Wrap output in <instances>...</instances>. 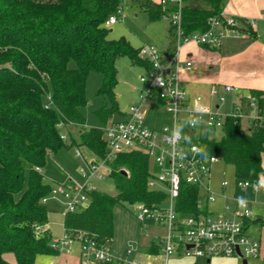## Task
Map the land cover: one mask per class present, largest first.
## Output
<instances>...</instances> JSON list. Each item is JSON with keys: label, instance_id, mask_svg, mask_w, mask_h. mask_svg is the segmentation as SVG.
<instances>
[{"label": "trees", "instance_id": "1", "mask_svg": "<svg viewBox=\"0 0 264 264\" xmlns=\"http://www.w3.org/2000/svg\"><path fill=\"white\" fill-rule=\"evenodd\" d=\"M204 1L207 6L187 4L183 9L184 33L207 30L209 19L220 14L226 0ZM121 2L0 0V264H11L6 252H13L19 264H33L39 254L60 253L51 246V232L43 227L50 210L42 199L53 186L45 182L42 168L63 146H84L96 158H104L103 127L114 114H122L115 96L117 59L127 55L133 63L150 67L139 57L141 47L134 49L124 38L108 37L107 20L117 16ZM142 4L155 18L162 16L160 2L142 0ZM92 72L102 76L97 94L110 105L95 111L102 127L87 128L81 107L88 101L86 82ZM250 92L264 95L260 90ZM222 130L220 140L206 137L210 154L231 164L237 177L258 178L263 172L264 129L253 122L244 130L242 120L230 116ZM64 134L66 139L61 137ZM109 167L116 194L92 191L85 208L65 213L67 231H86L112 243L117 203L164 202L165 192L148 187L151 163L143 152L119 153ZM198 200L199 189L182 183L178 211L200 212ZM39 226L44 229L41 236L36 235ZM145 250L152 253L157 248L151 244Z\"/></svg>", "mask_w": 264, "mask_h": 264}, {"label": "built area", "instance_id": "2", "mask_svg": "<svg viewBox=\"0 0 264 264\" xmlns=\"http://www.w3.org/2000/svg\"><path fill=\"white\" fill-rule=\"evenodd\" d=\"M188 2L189 0H160L162 15L171 19L174 51L164 53L155 46L140 48L139 57L150 65L146 69L148 75L141 76L142 82H146L148 78L150 82L140 95L142 102L131 105L122 119L109 120L103 127V137L107 144L105 157L85 159L80 168L82 180L69 177L66 183H56L50 194L65 198L69 212L83 209L90 202V193L97 190L93 180L104 177L102 169L105 167L109 174V163L117 154L141 151L148 156L151 163L148 187L166 193L164 204H141L136 215L141 223L152 219L166 231L157 241L152 242L157 251L150 255L159 264H168L172 254L197 255L208 259L257 257L260 242L247 233L249 223L257 216L253 201L245 198L246 208H241L236 195L226 196L232 204L226 205L217 216L211 215L208 205L217 193L210 190V170L211 165L219 159L211 154L205 157L200 144H206V137H214L209 135L210 131L223 129L230 116L239 117L241 120L247 118L264 129V102L260 105L264 101V95H256L250 91L243 93L238 87L229 84L222 88L213 85L209 89L210 101L205 104L201 93L191 95L188 92L181 80L180 71L191 69L193 63L181 58L182 48L189 43L217 47L228 32L241 34L237 17L224 10L209 19L207 30L184 33L182 13ZM117 19L113 14L108 18L107 24H114ZM243 21L252 28L256 26L253 19ZM228 95L233 99L230 112L221 108L226 104ZM145 103L161 105L172 116L171 123L163 127L147 125ZM198 106L206 108L207 111H198ZM174 126L181 127L179 138L173 137ZM61 137L67 138L66 134ZM76 155H82L80 149L76 150ZM261 179L239 178L237 184L242 189L260 193L264 192V188L256 190L253 186ZM182 183L199 189L200 212L183 214L178 211L177 201ZM227 184V181L221 183L223 191L227 189ZM42 201L46 203L47 196ZM43 233L42 227L36 228L37 236ZM74 244L79 245L80 264H152L134 257H117L113 255L110 241H102L98 235L86 231L69 232L64 228L63 235L52 238L51 241V246L59 252L65 250L71 253ZM138 250L139 247H134L127 252L131 255Z\"/></svg>", "mask_w": 264, "mask_h": 264}, {"label": "rangeland", "instance_id": "3", "mask_svg": "<svg viewBox=\"0 0 264 264\" xmlns=\"http://www.w3.org/2000/svg\"><path fill=\"white\" fill-rule=\"evenodd\" d=\"M157 2V0H152ZM198 6H207L204 0H197ZM256 5L264 10L259 0H253ZM264 1V0H263ZM241 7L243 3L241 2ZM117 23L110 27L108 37L112 39H126L134 49H139L142 46H155L158 50L164 51L169 49L172 53L174 51V40L169 33L171 27V19L167 15H162L159 18H155L149 11L145 4H142V0H124L120 4V10L117 14ZM248 18H253L249 16ZM238 35L228 32L222 37L221 44H223L228 38L236 37ZM194 43L185 45L180 54L182 56L185 49ZM75 65L74 61L70 63ZM116 67L118 70L117 80L118 83L115 87V96L119 106V109L123 112L126 111L131 105L139 104L142 102L140 95L143 93L149 85V78L146 82L141 81L142 75H148L146 68L142 65L133 63L129 56L124 55L117 59ZM102 85V76L96 72L89 74L86 82V98L87 103L81 107V111L86 119V127H102L103 123L96 115L95 111L101 107L109 106L110 102L104 96L98 95L97 91ZM49 96L45 97L47 102ZM225 110L230 112L231 104L233 102L232 96L228 95ZM208 96L204 98V103L208 104ZM144 110L146 111L145 123L152 127H163L168 125L172 121V116L165 112L161 105H149L144 104ZM123 116L120 113H116L110 120H120ZM251 125V122L247 118L242 119V128L247 130ZM74 136L77 137V131L71 128ZM190 133L189 130H187ZM209 135L214 136L215 139L220 140L223 136V130L217 129L210 131ZM66 144H69V139L66 140ZM203 150L204 156L208 157L210 154V148L206 144H200ZM80 149L81 156L76 155V150ZM94 154L84 146H63L55 155H51L47 158L46 164L42 168V173L45 182L55 186L56 183H66L69 181V177H73L78 180H82L80 174V168L85 163V157L91 159ZM262 169L263 172L259 174V177L264 178V152L262 153ZM30 168L26 169V181L28 180ZM104 174L103 179H94L93 183L97 189L102 192L110 194H116L115 180L108 174V170L104 167L102 169ZM227 181V189L222 195L221 183ZM239 177L235 175L234 167L223 161L218 160L211 165L210 170V190L217 193L214 200L209 202V210L212 216H217L226 205L232 204V201L227 198L236 193V197L246 198L250 201L257 202L256 205L261 209V218L264 221V195L261 193H254L247 189H242L237 182ZM223 195L226 197H223ZM164 204V203H163ZM49 212V220L44 225L45 230H49L53 238H57L64 233V219L67 212L66 199L62 196L55 197L53 194L47 195V201L45 203ZM141 207V203L129 204L126 202L117 203L114 206L113 211V247L130 236L133 233H138L139 246H146L152 241H157L159 236L166 233L165 229L159 226L152 219H146L141 223L136 215ZM258 209V210H259ZM255 211V210H254ZM264 226V225H263ZM264 240V235L263 238ZM73 251L68 253L67 251H60L57 255L52 254H39L36 256L33 264H80V250L79 245L74 244L72 246ZM134 249V247L127 246L124 252V258L134 257L139 261L148 262L152 264H159L157 259L148 253L138 251L130 255L128 249ZM5 258L11 264H19L16 256L13 252H6ZM238 264H243V258L238 256H231ZM213 259H218L217 257ZM248 264H259L260 262L255 258L248 256ZM168 264H208L206 259L197 255H176L172 254L169 257Z\"/></svg>", "mask_w": 264, "mask_h": 264}, {"label": "crops", "instance_id": "4", "mask_svg": "<svg viewBox=\"0 0 264 264\" xmlns=\"http://www.w3.org/2000/svg\"><path fill=\"white\" fill-rule=\"evenodd\" d=\"M159 2L160 0H157L156 3ZM241 2L243 7H241ZM197 3V0H189L188 2L193 6H198ZM259 3L264 7L263 0H259ZM223 10L227 14L237 17L242 31L241 34L228 38L217 47L191 44L181 56L183 60H190L193 63L191 69L180 71L183 85L191 95L201 93L204 98L208 96V103L210 101L209 89L213 85L219 88H222L225 84L233 85L243 93L250 90L264 91V10L259 4L257 6L253 0H226L223 4ZM249 16L253 18H248ZM250 19L256 21V26L253 28L243 21ZM114 24H111L110 27ZM250 30L254 32V35L249 33ZM163 52L168 53L170 50L167 49ZM225 107L226 105L221 106L224 110ZM124 114L125 111L121 115L124 116ZM85 159L87 158L85 157ZM225 191L222 190V193H218V195H222ZM260 193L264 195V192ZM233 195H236V193ZM223 197L225 196L223 195ZM256 203L255 201L254 210L257 216L249 223L247 233L252 238L259 240L260 252L255 258L260 262L259 264H264V240L262 239L264 221L261 218L262 210L258 208L259 206L257 207ZM220 212L222 210L218 213ZM152 242L146 246H139L138 233L136 232L117 243L114 247L112 240V252L117 257H124L125 249L130 246L139 247L138 251L150 255L151 252H147L145 249ZM176 255L180 256L182 254ZM213 258L215 257L205 259L208 264H233V262L238 264L231 257Z\"/></svg>", "mask_w": 264, "mask_h": 264}, {"label": "clouds", "instance_id": "5", "mask_svg": "<svg viewBox=\"0 0 264 264\" xmlns=\"http://www.w3.org/2000/svg\"><path fill=\"white\" fill-rule=\"evenodd\" d=\"M197 110L198 111H201V112H204V111H207L206 108H203V107H197ZM192 123H195V121H192ZM180 133H181V127L180 126H174V129H173V137L174 138H179L180 137ZM254 189L256 190H259L261 188H264V178H262L258 184L254 185L253 186ZM237 203L238 205L241 207V208H246V205H247V201L245 198L243 197H240L238 198L237 200ZM233 264H235V262H233Z\"/></svg>", "mask_w": 264, "mask_h": 264}, {"label": "water", "instance_id": "6", "mask_svg": "<svg viewBox=\"0 0 264 264\" xmlns=\"http://www.w3.org/2000/svg\"><path fill=\"white\" fill-rule=\"evenodd\" d=\"M126 173V171H124ZM243 264H248L247 259L243 258Z\"/></svg>", "mask_w": 264, "mask_h": 264}]
</instances>
